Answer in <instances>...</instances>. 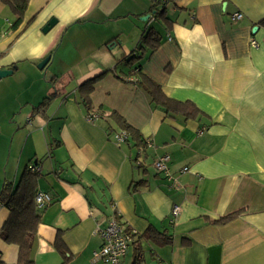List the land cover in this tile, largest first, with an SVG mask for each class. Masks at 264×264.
Segmentation results:
<instances>
[{
	"label": "crops",
	"instance_id": "1",
	"mask_svg": "<svg viewBox=\"0 0 264 264\" xmlns=\"http://www.w3.org/2000/svg\"><path fill=\"white\" fill-rule=\"evenodd\" d=\"M152 6L30 0L12 31L14 16L0 1V69L16 67L0 79V190L36 166L38 192L52 197L40 210L34 264H92L101 246L95 230L111 216L136 233L122 264H264V0H172L167 23ZM236 12L243 18L232 22ZM51 19L56 24L43 33ZM150 29L161 39L153 52L141 40ZM50 54L71 67V88L50 92L42 81L36 65ZM135 68L168 98L192 103L198 116L186 120L154 104L131 75ZM102 74L89 100L103 116L90 123L78 87ZM46 96L42 112L36 108ZM112 111L152 146L129 137L117 145ZM163 154L174 181L152 168ZM236 211L229 223L212 224ZM8 214L0 206V230ZM150 226L171 243L141 239ZM58 236L66 263L54 247ZM17 254L0 239L3 264H17Z\"/></svg>",
	"mask_w": 264,
	"mask_h": 264
},
{
	"label": "trees",
	"instance_id": "2",
	"mask_svg": "<svg viewBox=\"0 0 264 264\" xmlns=\"http://www.w3.org/2000/svg\"><path fill=\"white\" fill-rule=\"evenodd\" d=\"M5 4L14 16L9 29L17 31L23 24L24 15L28 8L30 0H0ZM172 0H154L153 6L150 8V13L155 19L167 23L165 18V4ZM161 6L160 9H157ZM264 27V19L260 22ZM142 43L150 48V51H155L160 44V36L152 29L148 30L142 37ZM135 61L128 60L129 66H133ZM15 66L12 69L15 70ZM104 74L94 77L82 83L78 89L82 99V103L86 108V114H97L99 118L103 116L99 110L93 111L89 95L93 91L94 84ZM132 76L136 78L137 85L149 96L150 100L165 110L166 113L179 114L186 120L194 119L198 116V109L190 102H179L168 98L161 87L152 81L150 78L140 73V69L135 68L132 71ZM53 81V80H52ZM52 96L42 100L36 109H46ZM120 130L125 133L124 142L128 141V137L136 142V146L145 148L144 140L139 137L138 132L133 129L125 119L116 111H112L107 116ZM35 167V166H34ZM40 175L38 171H32L26 168L16 184L10 181H3L0 190V206L8 209V217L0 230V239L8 244L18 248L17 264H34L32 260L33 243L36 238L37 228L41 221L40 210L36 208L34 198L38 192V180ZM241 211H236L225 217L212 222L214 225H225L238 217ZM129 231V230H128ZM141 239L155 243L158 246H165L171 243V239L164 233L157 232L153 227H148L140 236ZM136 242V241H135ZM54 247L61 255L64 263L69 261L70 255L67 254V249L58 236L55 240ZM136 259L133 264H138ZM0 264H3L0 261Z\"/></svg>",
	"mask_w": 264,
	"mask_h": 264
},
{
	"label": "built area",
	"instance_id": "3",
	"mask_svg": "<svg viewBox=\"0 0 264 264\" xmlns=\"http://www.w3.org/2000/svg\"><path fill=\"white\" fill-rule=\"evenodd\" d=\"M242 18L243 15L239 12L231 15L232 22H237ZM250 45L256 47L257 43L255 40L251 39ZM86 120L92 123L95 120H98V116L94 113L88 114L86 115ZM203 131L204 128L201 129L199 133H202ZM125 137L124 132L116 134L114 136L115 143L117 145L121 144L124 142ZM144 144L145 148L152 146L151 141L148 139L144 140ZM170 160L171 158L168 154H163L152 162V168L167 181H174V174L171 173L169 168ZM138 165L140 166L141 164ZM29 169L32 171H38L36 166H30ZM187 171L188 169L184 167L180 173L182 174ZM51 202L52 197L48 193L37 192L34 198L35 206L39 210L46 208ZM179 212L180 207L175 205L171 210V221H174ZM95 232L101 239V246L98 250L93 252L92 264H122V260L128 252L129 245L136 237V233L134 231H127L115 216H111L104 227H97Z\"/></svg>",
	"mask_w": 264,
	"mask_h": 264
},
{
	"label": "rangeland",
	"instance_id": "4",
	"mask_svg": "<svg viewBox=\"0 0 264 264\" xmlns=\"http://www.w3.org/2000/svg\"><path fill=\"white\" fill-rule=\"evenodd\" d=\"M70 70L71 67H64V65L58 61V58H56L54 62L51 61L48 66L43 71H41L42 81L50 85V90L54 88L58 90H64L68 87L71 88L74 81H72L73 73H71ZM52 79L55 80V83L53 82V84H51ZM50 92L54 91L51 90ZM48 97L49 96H46V98Z\"/></svg>",
	"mask_w": 264,
	"mask_h": 264
},
{
	"label": "water",
	"instance_id": "5",
	"mask_svg": "<svg viewBox=\"0 0 264 264\" xmlns=\"http://www.w3.org/2000/svg\"><path fill=\"white\" fill-rule=\"evenodd\" d=\"M154 1V0H153ZM149 18V15H146L144 17H142V20H146ZM56 24V20L55 19H51L43 28H42V32L43 33H46L48 32L54 25ZM256 30V27L255 29L253 30V32ZM52 61V54L50 55H47L44 59H42L37 65V69L39 71H43L47 66L48 64ZM13 73V69H9V70H4V69H0V79L2 78H5L9 75H11Z\"/></svg>",
	"mask_w": 264,
	"mask_h": 264
}]
</instances>
